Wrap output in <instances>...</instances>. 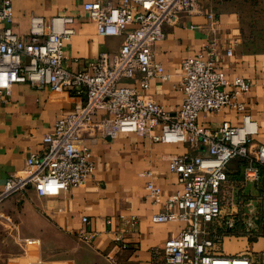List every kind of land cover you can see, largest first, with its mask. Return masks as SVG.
Masks as SVG:
<instances>
[{"label": "crops", "instance_id": "obj_1", "mask_svg": "<svg viewBox=\"0 0 264 264\" xmlns=\"http://www.w3.org/2000/svg\"><path fill=\"white\" fill-rule=\"evenodd\" d=\"M85 1L11 0L12 30L25 38L31 16L71 17L67 28L73 35L62 43V63L70 72L84 71L85 62L102 52L115 53L122 41L121 37L95 34L81 10ZM240 2L198 0L203 14L181 15L177 24L163 28L164 38L152 47V60L161 66L166 79L150 80L146 90L138 86V76L121 80L119 85L135 88L164 111L175 112L182 99L181 61L203 58L205 47L213 40L215 68L225 77L249 81L250 88L236 99L242 111L225 107L215 113H199L196 122L214 131L222 123L240 126L241 116L246 114L256 124L253 143L264 146V49L254 48L245 39L236 8ZM76 101L68 92L35 90L27 84H13L8 94L0 97V189L9 176L22 170L29 154L43 151V136L53 130L57 120L72 113ZM86 143L93 170L81 187L69 188L56 197L40 196L34 187H28L0 203V264H153V250L180 232L181 223H152L151 218L162 210L168 196L181 190L179 179L168 173L167 164L170 158L187 153L186 146L153 143L133 134ZM243 166L241 160L227 164V182L220 190L221 215L207 231L215 241L214 255L245 257L253 264H264V221L256 222L249 232L238 223L227 225L235 218L238 204L243 202L244 208L251 200L255 209L259 204L256 198L264 193V186L257 193H244ZM145 172L150 173L149 178L140 176ZM259 179L264 181L260 175ZM147 181L160 191L157 204L146 197ZM260 203L264 211V201ZM83 217L85 225L80 222ZM106 220L109 225L104 224ZM81 228L98 233L88 243L82 242L77 235ZM115 235L121 238L123 248L114 241ZM157 264L164 263L159 260Z\"/></svg>", "mask_w": 264, "mask_h": 264}, {"label": "built area", "instance_id": "obj_2", "mask_svg": "<svg viewBox=\"0 0 264 264\" xmlns=\"http://www.w3.org/2000/svg\"><path fill=\"white\" fill-rule=\"evenodd\" d=\"M81 10L97 36L121 37L122 41L115 53L102 52L85 62L84 71L70 72L63 67L62 43L73 35L67 28L72 18L31 16L26 37L22 38L11 27V0H0V97L8 94L13 84H27L35 90L68 92L77 99L72 113L57 120L53 130L43 136V151L29 154L22 170L5 180L0 203L28 187H34L43 197H56L69 188L81 187L93 170L86 143L91 139L133 134L153 143L181 144L188 152L170 158L167 164L168 173L179 179L181 190L165 199L151 222L181 223L183 227L153 250V264L159 260L164 264H253L245 257L214 255L215 241L207 228L220 218V190L227 182L230 161L244 163V185L259 181L264 146L252 141L256 124L246 114H242L240 126L222 123L214 131L196 122L199 113H215L225 107L242 111L236 99L248 92L249 81L225 77L215 68L217 54L212 40L203 58L181 61L182 99L175 112L164 111L135 88L119 85L121 80L138 76V86L146 90L150 80L166 79L161 66L152 60V47L164 38L163 28L177 24L181 15L203 14L198 0H87ZM225 55H230L229 49ZM140 176L149 178L150 173ZM144 190L151 204L161 200L159 189L150 181ZM262 198L261 194L256 200L262 202ZM251 203L245 202L242 218H232L227 225L238 223L249 232L258 220L263 222L264 211L258 216ZM80 222L85 225L87 219L83 217ZM96 233L81 228L77 235L88 243ZM113 237L123 248L121 238Z\"/></svg>", "mask_w": 264, "mask_h": 264}, {"label": "rangeland", "instance_id": "obj_3", "mask_svg": "<svg viewBox=\"0 0 264 264\" xmlns=\"http://www.w3.org/2000/svg\"><path fill=\"white\" fill-rule=\"evenodd\" d=\"M239 5L236 6L239 10V16L241 19V26L244 30L245 39L256 49H264V0H242ZM264 186V181H258L257 184H246L241 188L245 194H253L256 191H261ZM242 197V196H241ZM240 197V198H241ZM236 199V197H235ZM237 202L239 200H236ZM245 201V200H244ZM236 208L235 218H242L246 213L245 208L241 205ZM253 212H259L262 208V203L258 202ZM255 206V203H252ZM258 209V210H257ZM235 220V219H234ZM236 224V223H235ZM259 227V226H258Z\"/></svg>", "mask_w": 264, "mask_h": 264}, {"label": "trees", "instance_id": "obj_4", "mask_svg": "<svg viewBox=\"0 0 264 264\" xmlns=\"http://www.w3.org/2000/svg\"><path fill=\"white\" fill-rule=\"evenodd\" d=\"M258 171H259V175L260 176H262V178H264V168L263 167H258ZM263 195V198H262V201H264V193L262 194ZM262 210L261 209H259V212H258V216H262V212H261ZM260 219V218H259ZM260 221V223H261V220H258V222ZM257 222V223H258ZM261 229V228H260Z\"/></svg>", "mask_w": 264, "mask_h": 264}]
</instances>
